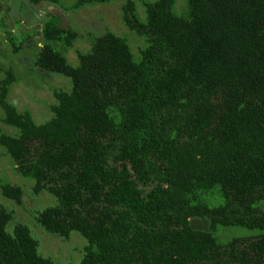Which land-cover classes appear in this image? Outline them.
Instances as JSON below:
<instances>
[{
  "label": "trees",
  "instance_id": "obj_1",
  "mask_svg": "<svg viewBox=\"0 0 264 264\" xmlns=\"http://www.w3.org/2000/svg\"><path fill=\"white\" fill-rule=\"evenodd\" d=\"M26 1L64 13L119 3L143 41L135 53L108 29L84 37L60 14H46L40 33L17 23V37L0 22L13 55L32 48L39 72L71 85L52 90V116L37 124L9 102L19 76L0 66L12 130L0 147L34 195L58 202L34 224L63 241L81 235L75 264H264V0H187L182 14L178 0L144 2V21L136 0ZM81 40L86 51L75 50ZM0 188L23 205L20 186ZM13 218L0 208V264H58L28 225L9 232ZM220 228L259 234L220 242Z\"/></svg>",
  "mask_w": 264,
  "mask_h": 264
},
{
  "label": "rangeland",
  "instance_id": "obj_2",
  "mask_svg": "<svg viewBox=\"0 0 264 264\" xmlns=\"http://www.w3.org/2000/svg\"><path fill=\"white\" fill-rule=\"evenodd\" d=\"M75 0H62L64 6H71ZM156 0H136L137 13L142 21L145 20L144 2H154ZM1 3V2H0ZM187 0H178L175 10L182 14L186 9ZM184 7V9H183ZM183 9V11H181ZM46 14H60L64 24L74 30L85 34L102 35L107 29L119 36H126L135 53L143 46V41L135 37L121 20L120 4L96 5L87 7L78 13H64L61 8L42 4L39 8L31 6L26 0H3L0 8V22L4 21L6 27L12 30L17 37L18 27L23 31H37L40 33L42 22ZM3 31L1 32V34ZM38 39V36L36 37ZM89 43L81 40L75 50L86 51ZM75 50L68 55L70 62L76 64ZM34 50L25 47L17 55L12 54V50L3 37L0 35V66L4 68L13 67L19 76L18 84L12 88L9 102L15 105L20 111L29 110L37 124L45 123L52 116L49 107L55 103L52 94L54 89L69 90L67 79L54 75H46L39 72L33 63ZM2 74L0 72V78ZM42 77V78H41ZM2 111L0 110V131L12 133V130L1 123ZM10 184L20 186L24 191L23 205H18L14 201L5 198L0 188V208H6L13 213L14 218L8 225V230L13 233L17 224L28 225L32 229L33 236L38 240L40 253L44 257L51 258L58 264H75L81 262L85 255V248L88 242L77 232H73L70 241H63L46 232L37 223L34 224L35 212L43 211L46 208L58 204L55 197L47 193L36 196L33 194L35 182L17 174L12 159L5 149L0 147V187ZM193 225L198 228H205L204 222L193 221ZM259 234L258 231H250L243 228H220L217 237L220 242H226L232 238H249Z\"/></svg>",
  "mask_w": 264,
  "mask_h": 264
}]
</instances>
